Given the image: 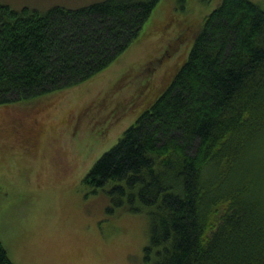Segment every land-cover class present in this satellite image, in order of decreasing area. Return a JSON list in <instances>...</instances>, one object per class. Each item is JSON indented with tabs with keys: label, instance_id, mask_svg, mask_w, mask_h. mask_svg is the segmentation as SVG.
I'll list each match as a JSON object with an SVG mask.
<instances>
[{
	"label": "trees",
	"instance_id": "1",
	"mask_svg": "<svg viewBox=\"0 0 264 264\" xmlns=\"http://www.w3.org/2000/svg\"><path fill=\"white\" fill-rule=\"evenodd\" d=\"M159 1L41 10L0 0V104L104 71ZM168 81L84 188L104 192L109 211L148 214L145 264H264V0H220ZM0 264H15L1 237Z\"/></svg>",
	"mask_w": 264,
	"mask_h": 264
},
{
	"label": "rangeland",
	"instance_id": "2",
	"mask_svg": "<svg viewBox=\"0 0 264 264\" xmlns=\"http://www.w3.org/2000/svg\"><path fill=\"white\" fill-rule=\"evenodd\" d=\"M13 8L99 0H1ZM220 0H160L104 71L69 89L0 104V237L15 264H145L149 217L90 194L83 177L188 57ZM260 2V0H253Z\"/></svg>",
	"mask_w": 264,
	"mask_h": 264
}]
</instances>
